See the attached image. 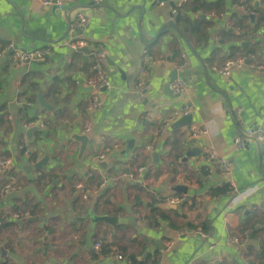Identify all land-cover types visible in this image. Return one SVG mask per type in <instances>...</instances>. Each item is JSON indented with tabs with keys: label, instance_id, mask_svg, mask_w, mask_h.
Instances as JSON below:
<instances>
[{
	"label": "crops",
	"instance_id": "0c3cea01",
	"mask_svg": "<svg viewBox=\"0 0 264 264\" xmlns=\"http://www.w3.org/2000/svg\"><path fill=\"white\" fill-rule=\"evenodd\" d=\"M236 1L188 0L173 15L170 3L178 0H102L99 11L80 0L62 13L36 1L0 0V45L50 52L44 63L24 68L13 69L10 56L1 63L0 160L12 164L0 174V187L11 178L20 191L0 199V249L6 253L1 258L0 251V264H107L90 252L97 242L104 252L121 249L145 264H264V149L252 140L243 151L233 145L251 125L264 129V72L225 78L214 70L229 57L264 63V45L245 39L256 15L244 3L239 10L253 18L237 13ZM251 5L263 8L264 0ZM77 14L90 20L82 36L87 56L66 46L68 23ZM262 30L253 32L261 36ZM250 46L258 49L254 55L243 50ZM97 50L106 54L109 88L92 111L86 81ZM144 50L161 62L148 65L146 91L137 97L134 78ZM174 70L183 95L171 89ZM39 96L50 110L40 107ZM185 104L190 125L181 119L165 124ZM30 119L45 130L28 138L23 124ZM87 126L84 145L77 138ZM190 126L207 136L194 140ZM202 148L224 160L238 193L225 187L217 164L206 166L200 152L191 154ZM100 154L104 162L97 161ZM138 169L143 177L134 182L129 176ZM78 183L91 190L86 201ZM216 190L222 192L212 195ZM163 195L185 196L194 209L169 206ZM25 204L24 213L10 211ZM151 208L157 226L147 219Z\"/></svg>",
	"mask_w": 264,
	"mask_h": 264
},
{
	"label": "built area",
	"instance_id": "2783aa9c",
	"mask_svg": "<svg viewBox=\"0 0 264 264\" xmlns=\"http://www.w3.org/2000/svg\"><path fill=\"white\" fill-rule=\"evenodd\" d=\"M38 2L42 7H52L56 10L62 12L64 11L65 6L68 4H76L80 0H30ZM93 6L94 11H99V7L102 4V0H90ZM188 0H178L177 5L174 6L171 13L173 15H177L179 9L187 3ZM244 3L243 0H238L235 3L236 9H243L242 4ZM241 11V10H240ZM245 13V12H244ZM90 20L88 17L82 14H77L75 19L69 21L67 26V42L66 46L68 47L71 54H79L81 50L86 47L85 41L82 39L83 33L89 28ZM79 32L81 34H79ZM8 56H10L11 64L13 69L24 68L26 65L33 64V63H44L50 58V52L47 49H30V50H18L17 48H13L11 45H0V69L1 63L4 61ZM182 59L185 58L184 55L181 56ZM161 62L154 60L146 50L143 51L142 56L140 58V62L137 68L136 76L134 78V94L137 97H141L147 88V83L145 79V72L148 65L152 62ZM105 64H106V54L102 50H97L92 55V64H91V73L92 77L86 81V87L91 88V98H90V105L89 108L92 111L97 110L101 105L100 100V91L102 89L109 88V79L105 74ZM184 62L181 65L176 67V71L181 69L184 66ZM215 72L223 76L225 78L229 77L235 71H247L254 74H259L264 72V63L253 64L248 61L246 56H240L235 58H228L220 68L214 69ZM171 89L175 94L183 95L185 92V86L183 81L180 77H177L171 83ZM191 109L186 104L182 105L181 107L176 108L171 116L165 119V124L171 123L181 117H186L190 115ZM236 116V115H235ZM238 117V115H237ZM23 128L25 130H29L32 128H36L37 131L43 132L45 130L44 125L37 121V120H26L23 124ZM189 131L191 137L194 140L200 141L202 138L207 136V131L204 128L197 127V126H190ZM89 128L83 131L84 135H88ZM162 132V127L160 129V133ZM252 140L256 141L260 145H264V129L256 125L255 127H249L245 129L243 132H238L237 135L233 139V145L238 151H243L246 141ZM20 149L27 154V145L26 140L23 141L22 146ZM200 159L203 161L204 165L210 166L217 164L221 174L224 176V185L225 187L232 193H238V187L236 183L233 181L229 169L226 167L225 162L222 158H220L215 151L202 148L200 150ZM98 162L105 161V155L100 154L97 157ZM12 162L7 159L0 160V174L4 173V171H10ZM143 170L138 169L134 175H130L129 177L134 182L141 181L143 177ZM104 187V184H101L97 187V191H100ZM76 191L81 198L82 201H86L90 196V191L86 188L82 183H78L75 185ZM260 188L264 189V178H262L260 182ZM20 191V187L14 183V181L9 178L4 184L0 187V199L3 197L13 194ZM164 203L169 206L176 207L177 205L186 202L185 196H170V195H163L161 197ZM15 217L17 215L14 214ZM227 222L224 219V223ZM183 232L177 231L176 235H181ZM202 238H206V234L201 233L200 231L196 232ZM230 241L234 244H237L240 239L237 237H230ZM170 246V245H169ZM169 246L164 250V253L169 250ZM216 248V245L213 244L210 246V251ZM95 257L103 258L107 262H116L122 264H130V261L126 259V257H122L120 254H106L100 243H94L92 246V250L90 251Z\"/></svg>",
	"mask_w": 264,
	"mask_h": 264
},
{
	"label": "trees",
	"instance_id": "16d2710c",
	"mask_svg": "<svg viewBox=\"0 0 264 264\" xmlns=\"http://www.w3.org/2000/svg\"><path fill=\"white\" fill-rule=\"evenodd\" d=\"M252 1L253 0H244V6H246L249 11H252L256 15V17L254 19V22H253L252 30L254 32H259L262 28H264V7L263 8L253 7L251 5ZM243 50H246L247 53L254 55L253 46L245 47V49H243ZM221 192H222L221 190H216V191H214L212 193V195H216L217 196V194L221 193ZM177 206H179L181 209H189V210H193L194 209L193 202L191 204H186V202H183V203H181V204H179ZM26 210H29V208L25 204L23 206V208H21L20 206L15 205V207H13L10 211H12V212L19 211L20 213H24ZM154 210H155L154 208L149 209V212H148V215H147V219L149 221H151L152 225H156L157 226V219L152 215L154 213ZM29 212H31V211H29ZM5 223H9V222H7L6 220H3V225ZM115 251L109 250V251H107L105 253L106 254H120L122 257L124 256L123 255L124 253H123V251L121 249H116ZM126 259H128L130 261V264H145L144 261H138L137 259H135L133 257H126Z\"/></svg>",
	"mask_w": 264,
	"mask_h": 264
},
{
	"label": "water",
	"instance_id": "95a60500",
	"mask_svg": "<svg viewBox=\"0 0 264 264\" xmlns=\"http://www.w3.org/2000/svg\"><path fill=\"white\" fill-rule=\"evenodd\" d=\"M258 5H259V2H255V3H254V6H258ZM170 7L173 8V7H174V4H173V3H170ZM236 12H237V13H241V14H243V15L249 17L250 19L253 18V15H252V14L244 13V12H241L240 10H236ZM79 34H81V33L79 32ZM249 44H250V42H246V43L244 42V43H242V46L249 45ZM81 52L84 53V54L87 56V54L89 53V48L84 47V48L81 50ZM173 72H174V73H173V75H172L171 78H170L171 81L174 80V79H176V77H177V72H176L175 70H174ZM86 90L90 91V93H91V88L87 87ZM102 90H105V89H102ZM102 90H101V91H102ZM38 103H39L40 107L47 108L48 110H50V107H48L47 105H45V104L42 102L40 96L38 97ZM241 116H242V118H243L244 113H243ZM180 119H181V121L183 122L184 125H190V122H191V116H190V115H188V116H186V117L179 118V120H180ZM255 126H256L255 124L251 125V127H255ZM36 131H37L36 128L29 129L28 131H26V136L29 138L30 135H31L33 132H36ZM83 136H84V138H77V139H78L79 141H82V142L84 143V145H85L89 140L87 139V138H88L87 135H83ZM260 148H261V150H263V149H264V145H261ZM44 152H45V155H47L48 151L46 150V151H44ZM199 152H200L199 149H195L191 154H198ZM44 159L46 160V157H45ZM43 162H44V160L41 161L40 163H38V164L36 165V168H39V166H41ZM105 165H106V164L101 163V164H99V167L104 168ZM7 172H8V171H4L3 176H5V175L7 174ZM173 207H174V206H173ZM174 208H175V207H174ZM0 251H1V258H2V257H4V256L6 255V253H5L2 249H0ZM107 264H117V263H116V262H112V263L107 262Z\"/></svg>",
	"mask_w": 264,
	"mask_h": 264
},
{
	"label": "rangeland",
	"instance_id": "374dc122",
	"mask_svg": "<svg viewBox=\"0 0 264 264\" xmlns=\"http://www.w3.org/2000/svg\"><path fill=\"white\" fill-rule=\"evenodd\" d=\"M262 31L263 32H262L261 36H258L259 35L258 33H254L253 31H249V30L248 31L247 30H244L245 39L246 40H249V41H253L254 43H256V41L259 40L261 42V45H264V29ZM253 49H254V46H253ZM257 50L258 49H254V51H257Z\"/></svg>",
	"mask_w": 264,
	"mask_h": 264
}]
</instances>
